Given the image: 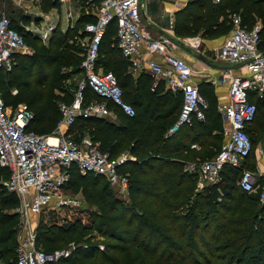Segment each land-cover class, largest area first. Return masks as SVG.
Instances as JSON below:
<instances>
[{"label":"trees","instance_id":"trees-1","mask_svg":"<svg viewBox=\"0 0 264 264\" xmlns=\"http://www.w3.org/2000/svg\"><path fill=\"white\" fill-rule=\"evenodd\" d=\"M81 2L93 9L79 16L76 27L52 34L47 50L31 55L13 54L11 68L0 70V95L5 104L14 106L23 99L33 112L26 127L29 130L39 128L51 132L60 117L55 98L72 100L67 84L61 83L64 77L68 79L79 72L82 48L74 40V32L94 18L92 11L97 4L96 1ZM232 13H238L245 26L259 18L260 44L264 45V0H190L176 13L175 32L185 36L201 30L200 34L205 37L223 33L231 27ZM115 25L112 20L102 34L96 68L113 72L124 101L133 106L135 114L128 117L115 109L118 122L78 117L69 131L77 140L88 134L110 158H116L124 150L133 157L119 167L128 175V201L115 196L103 176L83 175L75 165L70 167L64 186L83 184L86 198L102 208L101 214L91 218L90 225L83 230L97 231L107 239L106 250L117 255L104 253L95 264H264V204H258L257 191L248 193L237 186L240 170L224 165L221 181L207 185L203 191L195 189L193 174L184 170L186 160L209 158L220 148L222 119L215 101L208 100L203 121L194 119L191 125H183L175 133L166 135L179 112L181 95L170 90L162 92L160 85L155 89L146 88L151 79L149 74L133 77L126 71L128 62L113 43ZM15 28L28 43V32ZM84 35L81 29L80 37ZM36 64L53 65L50 75L45 73L44 77L52 81L60 94L44 96L42 79L33 80ZM63 66L71 67L69 74L64 75ZM34 85L38 87L36 92L31 96L24 93ZM13 87L15 94H11ZM84 95L86 99L97 98L90 89ZM195 126H198L196 130ZM201 137L202 141H198ZM192 142H198L200 148H190ZM1 204L14 206L17 199L6 193ZM17 216V213L0 214V264H13L15 260ZM79 226L78 222L60 225L39 221L35 245L52 251L46 248L57 240L64 241L63 235L76 233ZM95 246L93 242L78 247L75 253L91 258L97 251ZM55 264H71V257L60 258Z\"/></svg>","mask_w":264,"mask_h":264},{"label":"built area","instance_id":"built-area-1","mask_svg":"<svg viewBox=\"0 0 264 264\" xmlns=\"http://www.w3.org/2000/svg\"><path fill=\"white\" fill-rule=\"evenodd\" d=\"M96 1L94 18L83 25L85 35L74 37L82 48L79 72L67 79V90L71 102L58 101L60 117L55 128L48 134H39L27 129L33 112L25 102L16 105L5 104L0 95V205L1 191L13 194L18 204V226L21 243L15 249L13 264H55L69 255L71 249L44 251L35 245V228L30 226L29 211L40 215L44 209L57 210L68 206L78 210L83 202L78 196L62 191L69 179L70 167L75 165L81 174L100 175L105 178L120 198H128V175L119 167L127 158L123 153L110 158L107 152L88 134L77 140L69 131L78 117H98L113 120L118 109L128 117L135 114L133 106L124 101L122 89L112 71L96 68L98 47L102 34L112 20L115 21V40L122 56L128 62V70L133 74L148 72L156 79H163L173 92L181 95L179 112L166 131L175 133L183 125H191L193 120H204V110L208 107L205 97L192 81V71L184 59L171 49L175 42L168 34L152 38L141 19V4L146 0H86ZM217 1V0H213ZM232 28L216 52L215 57L248 69L247 75L229 74L222 77L227 81V101L217 105L222 118L224 140L220 148L209 158L188 160L184 170L199 176L207 185L221 181L224 165L240 170L236 179L239 188L246 192H258V202L264 204V173L252 171L244 166L245 159L252 150V140L248 133L257 111L256 104L249 99V92L258 96L264 92V45L260 44V20L250 26L241 24L238 13L230 15ZM48 27L40 32V38L49 36ZM142 44L147 53L157 54L161 61L145 59ZM31 54L23 34L11 25L5 14L0 15V70H9L13 64V54ZM156 82L152 83L154 89ZM90 89L97 98L86 99L84 91ZM16 89H12V94ZM190 148L198 149L196 142ZM264 152V148H259Z\"/></svg>","mask_w":264,"mask_h":264},{"label":"crops","instance_id":"crops-1","mask_svg":"<svg viewBox=\"0 0 264 264\" xmlns=\"http://www.w3.org/2000/svg\"><path fill=\"white\" fill-rule=\"evenodd\" d=\"M189 1L146 0L140 7L141 19L152 38L168 34L175 43L178 42V45L176 43L171 51L185 60L192 71V81L197 85L199 92L205 99L214 100L217 107V105L227 101V81H221V78L229 74L247 75L249 72L242 65L231 64L215 57L224 40L223 34L203 38L201 34L200 36H181L175 32L176 13L184 8ZM92 9L84 6L81 0H0V15L5 13L13 26L23 29L24 32H31L35 38L44 42L49 41L51 35H54L56 31L62 33L68 28L76 27L79 16L91 12ZM48 27L51 28L49 36L43 40L39 34ZM81 29V27H78L74 32L75 35L80 37ZM141 48L145 59L151 57L161 61L157 54L147 53L145 44H142ZM126 71L133 77L143 73L149 74L148 72L133 74L128 70V64ZM153 78V83L156 82L154 89L159 86L157 83H160L162 85L160 86L163 87L162 92L172 91L163 79ZM262 97H264V92L262 96H258L253 91L249 92V99L255 104ZM257 124L255 117L253 122L248 125L247 130L250 137L258 132ZM196 143L199 145L198 142ZM260 147L264 148V134L262 139L258 141L257 146L250 151L245 159L244 166L249 168L247 164H251L253 168H249L250 170L264 173V152L259 151ZM39 219V215L36 214L30 220V226L34 227L35 231Z\"/></svg>","mask_w":264,"mask_h":264},{"label":"rangeland","instance_id":"rangeland-1","mask_svg":"<svg viewBox=\"0 0 264 264\" xmlns=\"http://www.w3.org/2000/svg\"><path fill=\"white\" fill-rule=\"evenodd\" d=\"M5 14V13H3ZM6 15V14H5ZM7 16V15H6ZM259 20V18H256ZM255 19V20H256ZM192 27V26H191ZM193 28V27H192ZM232 28V24L231 27L227 30L222 32H219L217 34H223V37H225L231 30ZM200 33H202V31L200 30L199 32H192V33H188V35L185 36H200ZM203 38H209V37H204ZM27 42L29 45H31L32 49H33V53L35 51H42V50H47V45H48V41H41L38 40L37 38H35L31 32H28L27 34ZM113 43L116 45V41L113 38ZM177 45L178 42L176 41ZM117 46V45H116ZM32 54V53H31ZM28 54V55H31ZM53 65H47V66H41L39 64H36L33 68L34 70V74L36 77H34L33 80H35V78H41L42 79V83H43V87H42V91L44 93V96H53V95H57L60 94V90L57 87H53L52 86V81L51 80H47L44 77V74L47 73L50 75L51 71H52ZM71 67H61V71H65L64 75L69 74L68 70ZM154 78L151 76V79H149L146 83V88H150V85L153 83ZM67 82V79L64 77L62 80L61 85L64 86ZM35 83V82H34ZM159 85H161L160 83H157ZM162 86V85H161ZM15 87L11 88V94H12V89H14ZM163 88V87H162ZM152 89V88H151ZM149 89L150 91H153ZM38 90V87L36 85L26 89V91H24L25 94H28V96H31L34 92H36ZM17 93V91H16ZM15 94V93H14ZM124 97V94H123ZM173 98H178V95H173ZM207 99V98H206ZM26 102L25 100H21L20 102ZM208 101V99H207ZM58 100L57 98H55V104L58 107L57 104ZM209 102V101H208ZM257 107H258V111H257V115H256V122L258 123L256 128H257V133L252 135V150L257 146V143L259 140L262 139L263 134H264V97L259 98V100L256 101ZM110 120V119H108ZM115 122H118V118L116 117L114 119ZM198 126H195V130L197 129ZM35 131H37L38 133H42V134H48L50 132H48L47 129H43L40 130L39 128H37ZM36 132V133H37ZM223 133V132H222ZM221 133V140H220V144L221 142H223L224 140V134ZM202 138L199 139L198 141H202ZM98 144L99 142L96 141ZM205 142V141H204ZM200 145V144H199ZM200 148V146H199ZM216 149V148H215ZM215 151V150H214ZM122 153L124 155H126L127 157L131 156L129 155V153H127L125 150L122 151ZM121 153V154H122ZM188 161V160H186ZM247 166L249 168H253L251 166V164H247ZM194 185H195V189L199 190V191H203L204 188L207 186V184L203 181V179H201L199 176L193 174V179H192ZM83 184H80L79 182L77 183L76 186H73L72 188H64L63 189V193L67 194V195H71V196H78L83 204L82 206L78 209V210H74L71 209L68 206H64L61 208H58L57 210H51V209H44L41 211L40 215H39V220H37V224L39 221L41 222H52L55 224H68V223H72V222H78L80 224L79 229L77 230L76 233H71V234H67V235H63V238L65 239L64 241H59L57 240L55 242V244L47 247L46 249L48 250H61V249H71V252L69 253L68 256L66 257H71V264H95L97 262V260L99 259L100 256H102L104 253H107L111 256H115L117 255V253H115L114 251H108L105 248V242H107V239L105 237H102L97 231L90 229V228H85L83 230L84 226H88L90 225L91 222V218H93L96 214H101V207L100 205H98L97 202L95 201H91L88 200L85 196V194L83 193ZM109 188L111 189L112 193L117 196L118 198H120L116 191L114 189H112V187L109 185ZM6 191L3 190L1 191V196H6ZM8 194V193H7ZM123 199V198H121ZM124 201H128L127 198L126 200L123 199ZM237 201V197L234 199L233 203H235ZM19 201H17L18 204ZM258 204L263 205L261 203L258 202ZM234 204H232L233 206ZM15 207L16 205H0V214L2 213H16L15 212ZM220 212H223V210L220 209ZM34 213L30 212V217L31 219L34 218L35 216L33 215ZM230 214V212L228 213ZM15 229H16V247L20 245L21 243V238H20V228L18 226V216H17V222L15 224ZM73 235V236H72ZM72 236V237H71ZM95 242L96 243V250L95 254L93 257L91 258H82L79 257L78 255H76L75 251L78 247H86L87 245L91 244ZM37 246V245H36ZM38 248H44L42 246H37ZM106 250V251H105Z\"/></svg>","mask_w":264,"mask_h":264},{"label":"bare ground","instance_id":"bare-ground-1","mask_svg":"<svg viewBox=\"0 0 264 264\" xmlns=\"http://www.w3.org/2000/svg\"><path fill=\"white\" fill-rule=\"evenodd\" d=\"M30 212H32V211H29V216H30ZM32 213H34V215L36 216L35 212H32ZM30 220H31V217H30Z\"/></svg>","mask_w":264,"mask_h":264},{"label":"water","instance_id":"water-1","mask_svg":"<svg viewBox=\"0 0 264 264\" xmlns=\"http://www.w3.org/2000/svg\"><path fill=\"white\" fill-rule=\"evenodd\" d=\"M130 159V158H127V160Z\"/></svg>","mask_w":264,"mask_h":264}]
</instances>
